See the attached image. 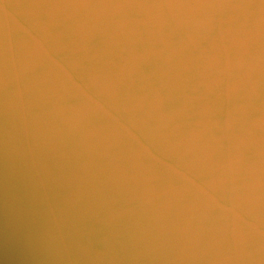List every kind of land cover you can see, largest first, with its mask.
Masks as SVG:
<instances>
[{
  "label": "clouds",
  "instance_id": "clouds-1",
  "mask_svg": "<svg viewBox=\"0 0 264 264\" xmlns=\"http://www.w3.org/2000/svg\"><path fill=\"white\" fill-rule=\"evenodd\" d=\"M0 264H264V0H0Z\"/></svg>",
  "mask_w": 264,
  "mask_h": 264
}]
</instances>
